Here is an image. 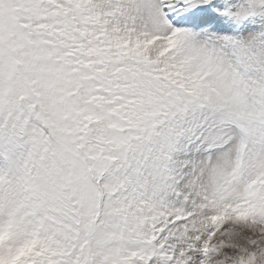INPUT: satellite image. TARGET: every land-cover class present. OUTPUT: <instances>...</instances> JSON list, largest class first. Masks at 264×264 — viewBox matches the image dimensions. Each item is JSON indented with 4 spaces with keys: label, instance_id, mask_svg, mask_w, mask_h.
Here are the masks:
<instances>
[{
    "label": "snow or ice",
    "instance_id": "6c2138e0",
    "mask_svg": "<svg viewBox=\"0 0 264 264\" xmlns=\"http://www.w3.org/2000/svg\"><path fill=\"white\" fill-rule=\"evenodd\" d=\"M0 264H264V0H0Z\"/></svg>",
    "mask_w": 264,
    "mask_h": 264
}]
</instances>
